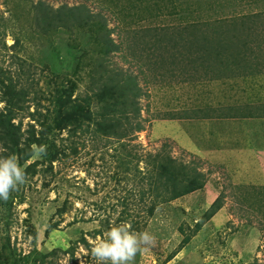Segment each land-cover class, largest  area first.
Segmentation results:
<instances>
[{
    "label": "rangeland",
    "instance_id": "374dc122",
    "mask_svg": "<svg viewBox=\"0 0 264 264\" xmlns=\"http://www.w3.org/2000/svg\"><path fill=\"white\" fill-rule=\"evenodd\" d=\"M43 3L65 6V15L86 7L96 26L106 21L121 47L107 56V69L115 79L123 73L135 80L138 95L129 99L138 113L133 105L124 112L117 81L102 82L91 74V65L83 66V47L90 50V60L96 56L87 45L95 42L90 27L40 32L45 16L37 8H45ZM142 8L160 9L149 18ZM191 25L217 44L190 38ZM156 27L165 28L162 36L155 34ZM223 36L230 38L221 46ZM16 41L19 56L40 68L36 89L48 96L41 110L50 113L53 128L45 155L36 158L30 148V160L17 155L27 179L7 203L0 202V263L95 264L82 238L92 246L111 225L129 222L134 230L155 236L152 245L141 246L134 264H264V154L250 148L257 132L241 134L223 119L264 97V0H0V63L5 68L15 60L11 46ZM58 86L73 91L74 102L93 96L84 105L92 119L76 132L57 126ZM106 86L114 88L108 90L115 95L110 104H116V112L95 96ZM30 106L15 120H24L23 148L36 123L30 113L36 105ZM5 107L0 101V109ZM103 113L114 124L107 121L100 130L96 121L105 120ZM36 130L42 136L40 125ZM3 150L0 143V157ZM158 152L197 167L205 186L159 203L150 216L153 193L146 178L149 155ZM222 194L224 207L205 220ZM188 235L191 241L185 244ZM71 247L75 255L66 253Z\"/></svg>",
    "mask_w": 264,
    "mask_h": 264
},
{
    "label": "trees",
    "instance_id": "16d2710c",
    "mask_svg": "<svg viewBox=\"0 0 264 264\" xmlns=\"http://www.w3.org/2000/svg\"><path fill=\"white\" fill-rule=\"evenodd\" d=\"M44 4V3H43ZM37 8L38 10H41V16L44 15V25L39 24L38 27L45 26L44 28L40 29V32L42 33H48L53 28H63L66 27L70 29L71 27H90L91 30V41L95 40L93 44L87 43L92 49L94 50L95 57L90 60L89 58V52L90 50L83 47V50H81V53H83L84 60V67L86 68L87 65H91L93 68L91 69L92 75H99L98 80L103 81H117V87L118 89H121L122 95L124 96V106L126 105V110L131 108L133 105L134 108V115L135 113L139 112V109L137 108V104L134 102V100H130V94L132 95H138L137 92V84L135 80L129 77H125L123 73L118 74L120 76L118 79H115V77L111 76L110 74L113 72V70L107 69V62L108 57L112 52L120 50L121 47L115 43V41L110 37L111 32L107 29L106 21H100L99 24L96 26L97 20H94V16L90 13L88 8H82L81 7H75L72 9H68V13L65 15V12L63 8ZM143 9V15L148 13L150 17L154 16L156 11L160 8H142ZM65 15V16H64ZM157 16V15H156ZM148 18V16L146 15ZM93 18V19H92ZM103 19V18H102ZM90 23H93V25H90ZM4 28H7L6 26H3ZM150 29V28H149ZM165 29V28H164ZM163 28L161 29H154L156 35L162 36L164 33ZM191 31L192 33L189 35L190 38L198 39L200 36L206 40V43L216 45L214 42H211L212 39H209V37L201 34V28L195 25H191ZM94 30V31H93ZM148 30V29H147ZM232 30V29H231ZM104 31H106V35L104 34ZM150 31H152L150 29ZM148 32V31H146ZM2 33H6L5 31ZM103 33V34H102ZM180 34V33H179ZM139 36V35H138ZM137 36V37H138ZM228 36V35H227ZM226 36V37H227ZM143 37V36H142ZM139 36V39L141 42H145V39ZM222 37L221 39V46L223 43H227L228 38ZM3 45L7 47V44L5 41L1 42ZM18 41L15 42V44L11 47L15 50V53L13 54L14 62H11L10 66L7 68L3 67L0 63V101L6 104L5 109H0V143L2 144L4 150H3V156H7L9 154H15L16 156L19 155L22 159V161L30 160V155L26 152L27 148H30L32 151V146L34 144L40 145H47L48 143V136L49 133L52 131V126H50V117L49 114L44 115L43 111L41 110V107L43 105V101L45 99L48 100V96L45 93L46 97L43 96V91L36 89V86L41 82V77L39 78V70L32 62H29L28 60L21 58L19 54L16 52V44ZM220 45V42L218 43ZM231 45V43H229ZM83 46L81 44L80 48ZM89 47V48H90ZM60 50V49H59ZM85 52V53H84ZM56 53V52H55ZM59 54L60 51H57ZM47 54V53H46ZM44 54V55H46ZM85 54V55H84ZM72 56H75L72 54ZM89 59V61L87 60ZM62 62V61H61ZM31 63V64H29ZM63 64V63H62ZM15 65V69L14 66ZM228 66V65H227ZM226 66V67H227ZM221 68V67H219ZM36 69V70H35ZM42 69V68H41ZM42 71L46 72L45 68L42 69ZM220 71V70H219ZM216 73V72H215ZM57 74V73H55ZM38 75V76H37ZM59 76V79H63L62 74H57ZM106 76H109L108 78H105ZM221 76V75H220ZM122 79V80H120ZM59 85L64 84V80H60L57 82ZM73 85L76 86V84L73 82ZM116 87V86H115ZM108 89H114L112 86H106L101 92H97L95 94L96 98L99 100V102L110 104L111 99L115 98V95L112 94V91ZM58 96H57V103H58V109L56 112L58 113V128L60 130L70 128L74 129L73 132H76L77 128H83L82 126L89 120L92 119L91 112L85 108V103H89L90 100L93 98V96H87V98H84L83 103L80 102V100L71 99L73 97V91L72 92H66L62 91L60 86H58ZM65 92V93H64ZM32 93H34V97L32 96ZM110 99V100H109ZM79 102L81 104H79ZM31 103H35L36 108L34 112H30L32 116V120L36 121V123H31V127L33 130L30 131L32 134L25 142L26 148L22 147V139H23V133H22V125L24 123V120H20L19 124L15 122V120L19 117V115L27 110V108H31ZM77 103V104H76ZM111 105V104H110ZM112 106H116V104H112L109 106L110 108ZM128 107V108H127ZM112 112L118 111L115 107L111 108ZM133 115V117H135ZM202 115H213L212 112H202ZM102 119L101 121H96L98 124L100 130L105 129V123H109L108 126H112L114 122L111 120H108V117L106 114H101ZM112 119V118H111ZM108 121V122H107ZM40 125L42 127V136L37 137V130L36 126ZM120 125V124H118ZM116 126V124H115ZM141 126H136L134 129H141ZM106 131V130H105ZM107 133V132H106ZM106 135V134H105ZM66 147V146H64ZM74 152H77V148L73 147ZM53 158L52 162H54L58 157L57 154L53 152ZM149 165L151 166L148 171V176L146 180L151 185V191L153 193L151 204L148 206V215L152 216L155 214L157 205L159 203H165L169 201H173L177 198H180L184 195H187L189 193H192L198 189H201L205 186V176L200 170H198L197 167H192L189 164L185 163H178L177 159L172 158L169 154L165 153L162 154V152H158L155 155L150 154L149 155ZM155 195V196H154ZM2 204L7 203L5 201H0ZM224 197L220 195L216 201L212 204V206L209 208L208 212L204 216L205 220H211L223 207H224ZM66 210V207L61 209L60 211L63 213ZM1 216V212H0ZM4 218V217H3ZM2 218V219H3ZM8 220V218H7ZM9 222V221H8ZM57 224H54L53 227H56ZM135 227V226H134ZM200 229V226H199ZM188 235L186 237V240L184 241L185 244L189 243L191 241V237ZM83 243H85L88 247L92 246L90 245V242L86 238H82ZM71 247L69 250L66 251L70 252L72 255H75V250ZM173 256H171L172 258ZM1 258V256H0ZM2 264V263H0ZM75 264H78V261L75 260ZM254 264H260V263H254Z\"/></svg>",
    "mask_w": 264,
    "mask_h": 264
},
{
    "label": "clouds",
    "instance_id": "9594fccd",
    "mask_svg": "<svg viewBox=\"0 0 264 264\" xmlns=\"http://www.w3.org/2000/svg\"><path fill=\"white\" fill-rule=\"evenodd\" d=\"M47 146L32 148V154L40 158ZM27 174L15 154L0 157V201H8L12 192L26 183ZM155 236L148 231H136L129 222L115 223L98 241L93 242L91 256L95 264H134L141 246L152 245Z\"/></svg>",
    "mask_w": 264,
    "mask_h": 264
},
{
    "label": "crops",
    "instance_id": "0c3cea01",
    "mask_svg": "<svg viewBox=\"0 0 264 264\" xmlns=\"http://www.w3.org/2000/svg\"><path fill=\"white\" fill-rule=\"evenodd\" d=\"M219 82L220 84L222 83L227 84L228 81L220 80ZM251 83L253 84L254 80ZM252 86L253 85H251V87ZM248 107H249L248 109L240 108L242 110V113H236L234 115L224 114L226 117H224L223 119L228 121V123H226L228 126H233L234 128L236 127V130H238L239 133L241 134L242 133L254 134V132L256 134L257 132V134L254 135L253 138L254 141L256 139V142L254 144H250V148L252 150L254 149L256 155H263L264 154V111H262L263 108L261 107H264V97L262 96L257 98V101L252 102ZM212 114L217 116L216 118L222 117L218 113L217 114L212 113Z\"/></svg>",
    "mask_w": 264,
    "mask_h": 264
}]
</instances>
